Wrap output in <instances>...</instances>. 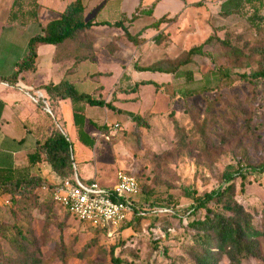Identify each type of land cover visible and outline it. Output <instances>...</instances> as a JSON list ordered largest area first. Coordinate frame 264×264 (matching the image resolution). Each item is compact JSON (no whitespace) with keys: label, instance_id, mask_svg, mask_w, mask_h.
Instances as JSON below:
<instances>
[{"label":"rangeland","instance_id":"1","mask_svg":"<svg viewBox=\"0 0 264 264\" xmlns=\"http://www.w3.org/2000/svg\"><path fill=\"white\" fill-rule=\"evenodd\" d=\"M222 1L167 20L149 39L132 43L125 38L124 45L112 41L109 44L118 50L108 45L109 54L98 48L96 54L85 55L93 63L90 78L82 79L76 72V84L113 106L86 104L91 123L84 129L94 138L91 147L76 139L69 102L64 107L63 131L71 139L80 176L112 184L115 171L124 169L138 180L144 205L172 203L177 214L153 216L144 210L133 222L105 235L62 211L41 189L16 198L0 193V264H111V255L125 264H191L196 231L186 224L190 215H182L194 196L223 184L224 171L233 174L235 201L252 214L257 227H263L264 169L256 167L264 159V78L240 76L258 67L259 55L232 56L225 43L243 51L264 43V0H242L231 12L222 10ZM36 8L23 1L16 9L28 17ZM101 43L98 40L96 46ZM200 43L201 52L192 54L174 74L133 67L136 63L169 68ZM153 75L157 85L138 84L134 91L127 90ZM130 113L141 115L145 125L132 121ZM45 114L50 126L58 128L60 119ZM41 163L36 169L45 174ZM5 197L8 204L2 202ZM206 206L222 210L212 200ZM205 211L199 208L195 215ZM16 229L32 256H21L16 248ZM256 239L257 256L243 258L240 264H264V234ZM219 264L232 263L221 255Z\"/></svg>","mask_w":264,"mask_h":264},{"label":"trees","instance_id":"2","mask_svg":"<svg viewBox=\"0 0 264 264\" xmlns=\"http://www.w3.org/2000/svg\"><path fill=\"white\" fill-rule=\"evenodd\" d=\"M23 1L30 2L32 6L37 7L36 0H13L9 13L10 19L18 12L16 8H20L23 5ZM241 1L242 0H223L221 3L222 10L224 12H231L233 9L238 8ZM29 13L32 18L36 16V10L32 9ZM164 18L165 17H160V19L153 24H157V22ZM91 24V20L84 19L83 17V5L81 0H69L57 17L47 20L40 32L33 33L29 36L26 52L15 62L16 69L2 78L7 80L10 84H15L18 81L21 71L33 69L36 49L40 43H52L64 46L68 41H72L73 49L76 51L73 56H79L80 54L77 51H81V44H85L83 32ZM112 24L121 26L124 36L132 43H137L139 41L136 37L137 33L131 34L128 32L121 19L113 21ZM209 38V36L206 37L202 43L208 41ZM202 43L190 46L169 68L139 66L136 63H134L133 67L135 70L165 71L174 74L179 65L185 64L191 60L192 54L201 52ZM225 46L226 52L232 56H235L237 53L258 54V67L252 69L248 73H241L240 76L248 79L264 78V43L255 45L248 51H243L229 42H226ZM144 83H151L152 85L158 84L150 78H142L133 82L127 90L134 91L138 84ZM39 88L43 92L49 110L54 109L53 105L56 99H68L75 137L80 143L87 147H91L94 144V138L84 129V124L86 122L91 123L89 118L86 117L85 106L86 104H91L112 108L113 106L110 101L99 96H93L66 77H62L55 82L48 81L40 85ZM51 101L52 103H50ZM45 115L43 121L46 132L43 136H38L36 138L34 148L26 153V161L14 167H0V193H6L10 198L32 195L33 190L38 188L48 193L50 200L55 204L50 194V188L54 182L61 178L71 176L74 172L84 181H88L92 178L83 177L77 173L71 148V139H69L63 131L62 121H60L61 123L58 122V128L53 127V125L50 126L48 122L49 115ZM129 117L132 121L145 125L143 117L138 113H130ZM40 162L48 165L51 174H43L39 169L33 170V167H38ZM237 169L239 170L240 168L237 167ZM256 169L258 171L264 169V159ZM222 176L223 184L220 187L213 191L204 192L202 195L194 196L188 209L182 215L183 217L190 215V218L186 220V224L196 231L192 239L193 246L190 251L191 264H219V257L221 255H224L232 264H240L243 258L257 256L258 254L256 237L264 234V217L263 227H257L252 220V214L245 210L242 205L233 198L234 182L232 180V172L224 171ZM42 184L46 185L45 189L41 188ZM140 192L141 187L137 195L132 198L130 215L117 228L118 230L133 222L144 210H147L146 212L148 213L151 212L153 216L159 213L165 215L177 214L176 205L172 203L149 205L150 203L147 202V205H144L143 203L145 201L142 200L143 197L140 196ZM209 200L218 202L222 210L209 209L206 206V202ZM199 208H204L206 210L202 216L195 215L196 210ZM67 214L70 215L69 213ZM89 226L96 232L107 235L106 229ZM16 235L18 236L15 241L16 248L21 253V256H32V251H29L22 244L21 239H19L24 236L21 235L18 229H16ZM110 258L111 264H125V262L117 256L111 255ZM22 264L27 263L22 261Z\"/></svg>","mask_w":264,"mask_h":264},{"label":"crops","instance_id":"3","mask_svg":"<svg viewBox=\"0 0 264 264\" xmlns=\"http://www.w3.org/2000/svg\"><path fill=\"white\" fill-rule=\"evenodd\" d=\"M12 1L0 0V167L23 164L26 161V153L34 148L36 138L46 132L43 121L46 110L41 104L30 101L25 90L37 88L42 92L40 85L48 81H58L62 77L76 83V72L81 73L82 79L90 78L87 73L91 71L89 67L93 63L90 59H85V55L94 52L96 54L98 48L109 54L105 46L112 47L113 45L109 44L112 41H116L117 45H124L126 37L123 29L112 24L113 21L121 19L128 32L137 33L136 37L143 41L162 29L167 20L180 18L194 7L216 0H81L83 17L91 20L92 24L83 32L85 44H81V51H77L80 55L73 56L76 51L72 41H68L64 46L52 43L38 44L34 68L20 72L17 81L20 86L10 84L2 77L16 69L15 62L26 52L29 36L40 32L47 20L57 17L69 0H36L34 18L25 17L20 11L10 19ZM160 17L165 18L153 24ZM96 39L103 43L96 46ZM117 45L112 47L114 51L118 50ZM91 48L92 52L87 53ZM150 78L156 80L154 75ZM67 102V98L56 99L54 109L50 110L54 119L62 121L61 123L59 120L63 129V113ZM48 122L50 123L51 119ZM70 126L73 129L71 110ZM41 165L45 166V174H51L46 163ZM42 170L41 168V173Z\"/></svg>","mask_w":264,"mask_h":264},{"label":"built area","instance_id":"4","mask_svg":"<svg viewBox=\"0 0 264 264\" xmlns=\"http://www.w3.org/2000/svg\"><path fill=\"white\" fill-rule=\"evenodd\" d=\"M25 92L30 101L50 112L39 89H26ZM41 188L45 189L46 185L42 184ZM139 190L135 176L120 168L115 171L112 184L100 183L95 178L84 181L74 172L54 182L50 194L62 211L93 227L106 229V234L110 235L130 215L132 198ZM2 202L8 204L9 199L5 197Z\"/></svg>","mask_w":264,"mask_h":264}]
</instances>
